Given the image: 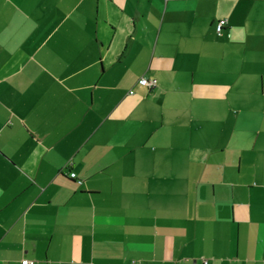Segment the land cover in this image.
<instances>
[{
    "label": "crops",
    "instance_id": "0c3cea01",
    "mask_svg": "<svg viewBox=\"0 0 264 264\" xmlns=\"http://www.w3.org/2000/svg\"><path fill=\"white\" fill-rule=\"evenodd\" d=\"M28 259L264 264V0H0V264Z\"/></svg>",
    "mask_w": 264,
    "mask_h": 264
},
{
    "label": "built area",
    "instance_id": "2783aa9c",
    "mask_svg": "<svg viewBox=\"0 0 264 264\" xmlns=\"http://www.w3.org/2000/svg\"><path fill=\"white\" fill-rule=\"evenodd\" d=\"M226 25H227V21L223 19L215 27V29L217 31V34L219 36L222 35ZM139 84L142 85V86L148 87V88H154V87H156L157 82L155 80L153 81V80H148V79H145V78H141L139 80ZM130 92H131V94L133 93L132 91H130ZM71 178L75 179L76 178V174L75 173H71ZM81 182L82 181H78V183H81ZM22 264H35V261H31L29 259L28 260H23Z\"/></svg>",
    "mask_w": 264,
    "mask_h": 264
}]
</instances>
